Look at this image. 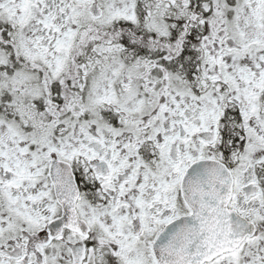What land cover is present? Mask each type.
Returning <instances> with one entry per match:
<instances>
[{
  "label": "snow or ice",
  "instance_id": "1",
  "mask_svg": "<svg viewBox=\"0 0 264 264\" xmlns=\"http://www.w3.org/2000/svg\"><path fill=\"white\" fill-rule=\"evenodd\" d=\"M0 264H264V0H0Z\"/></svg>",
  "mask_w": 264,
  "mask_h": 264
}]
</instances>
